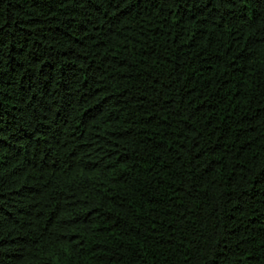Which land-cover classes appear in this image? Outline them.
Returning <instances> with one entry per match:
<instances>
[{"label": "trees", "instance_id": "16d2710c", "mask_svg": "<svg viewBox=\"0 0 264 264\" xmlns=\"http://www.w3.org/2000/svg\"><path fill=\"white\" fill-rule=\"evenodd\" d=\"M0 264H264V0H0Z\"/></svg>", "mask_w": 264, "mask_h": 264}]
</instances>
